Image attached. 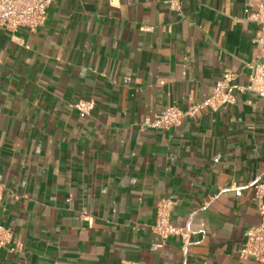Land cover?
<instances>
[{
    "label": "crops",
    "instance_id": "crops-1",
    "mask_svg": "<svg viewBox=\"0 0 264 264\" xmlns=\"http://www.w3.org/2000/svg\"><path fill=\"white\" fill-rule=\"evenodd\" d=\"M175 2L176 9L168 3ZM247 11V13H245ZM247 0H52L34 32L0 29V264H259L240 259L260 222L264 98L202 108L227 73L244 88L261 29ZM93 101L88 114L73 105ZM170 198L161 241L151 228Z\"/></svg>",
    "mask_w": 264,
    "mask_h": 264
},
{
    "label": "built area",
    "instance_id": "built-area-1",
    "mask_svg": "<svg viewBox=\"0 0 264 264\" xmlns=\"http://www.w3.org/2000/svg\"><path fill=\"white\" fill-rule=\"evenodd\" d=\"M52 0H0V29L9 32H16L18 29H26L34 32L42 26L47 17V9ZM108 5L116 8L119 0H107ZM248 5L254 11L247 14V20L261 29V37L256 41L261 48L260 60L251 66L252 72L248 78V85L244 88L233 85L234 75L224 74L220 81L213 87L212 94L201 104H198L186 112L175 107H168L164 113L154 118L149 125L153 128L168 130L177 126L185 117L194 116L202 108H209L216 111L222 106L235 103V92H250L260 98H264V0H247ZM170 9H176L177 4L173 1L168 3ZM247 13V11L245 12ZM79 113L88 115L94 108V102L79 101L73 105ZM256 197H264V184L257 186ZM2 202V188L0 186V206ZM173 201L170 198L162 199L157 205V214L151 230L162 242L177 237L186 248L190 242V231L187 228L177 227L171 223L170 216L173 208ZM258 211L260 222L257 226L246 232V238L242 249L239 251L240 259H252L259 264H264V203L259 202ZM11 242V231L0 225V250L9 248Z\"/></svg>",
    "mask_w": 264,
    "mask_h": 264
}]
</instances>
